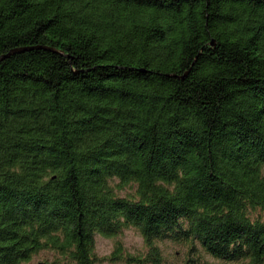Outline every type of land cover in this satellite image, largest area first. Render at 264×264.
<instances>
[{
	"label": "trees",
	"instance_id": "trees-1",
	"mask_svg": "<svg viewBox=\"0 0 264 264\" xmlns=\"http://www.w3.org/2000/svg\"><path fill=\"white\" fill-rule=\"evenodd\" d=\"M1 55L0 264H264V0H0Z\"/></svg>",
	"mask_w": 264,
	"mask_h": 264
},
{
	"label": "rangeland",
	"instance_id": "rangeland-1",
	"mask_svg": "<svg viewBox=\"0 0 264 264\" xmlns=\"http://www.w3.org/2000/svg\"><path fill=\"white\" fill-rule=\"evenodd\" d=\"M128 190H123L122 192L124 194L127 193ZM117 241H121L123 246L125 247V252H131V253H145V242L139 231L134 228H128L125 229V231L116 236V237H107L103 235H98L96 239V252L99 258L98 264H126L124 260L120 259H112L110 256L113 253L115 249V244ZM165 254H166V261L169 264H189V262L186 263L187 254L186 249L185 250H179L175 247H170L169 244H167L165 247ZM179 251V253H177ZM176 253V254H175ZM205 263L204 264H223L222 262L218 261L217 263H214L215 261L209 259L207 255L204 256ZM55 254L53 251H43L38 257H36L33 261V263H37L40 261H44L48 264H58L55 263ZM193 263V262H192ZM61 264H66L65 262H62Z\"/></svg>",
	"mask_w": 264,
	"mask_h": 264
},
{
	"label": "water",
	"instance_id": "water-1",
	"mask_svg": "<svg viewBox=\"0 0 264 264\" xmlns=\"http://www.w3.org/2000/svg\"><path fill=\"white\" fill-rule=\"evenodd\" d=\"M213 43H214V41H213ZM5 56H7V55H1V56H0V60H1L2 58H4ZM37 264H46V262H44V261H40V262H38Z\"/></svg>",
	"mask_w": 264,
	"mask_h": 264
}]
</instances>
